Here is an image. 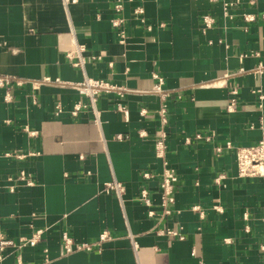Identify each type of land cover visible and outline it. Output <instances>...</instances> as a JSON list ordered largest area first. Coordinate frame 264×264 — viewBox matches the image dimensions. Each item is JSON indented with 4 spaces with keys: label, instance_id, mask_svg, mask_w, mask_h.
Masks as SVG:
<instances>
[{
    "label": "crops",
    "instance_id": "crops-1",
    "mask_svg": "<svg viewBox=\"0 0 264 264\" xmlns=\"http://www.w3.org/2000/svg\"><path fill=\"white\" fill-rule=\"evenodd\" d=\"M114 5L0 0V76L12 79L0 86V242H15L0 264H264V177L239 176L234 149L217 150L264 137V0H239L232 18L224 0ZM87 77L116 87L98 96V121L74 86ZM165 105L179 179L169 213L155 148ZM115 181L121 196L107 190ZM104 230L100 250L62 247L63 233L84 243Z\"/></svg>",
    "mask_w": 264,
    "mask_h": 264
},
{
    "label": "built area",
    "instance_id": "built-area-1",
    "mask_svg": "<svg viewBox=\"0 0 264 264\" xmlns=\"http://www.w3.org/2000/svg\"><path fill=\"white\" fill-rule=\"evenodd\" d=\"M212 1H216V0H212ZM238 3H239V0H233V1L224 0L225 15L228 18H232L234 16V14L231 12V7ZM123 7H124V0H115L114 9L116 13H120ZM136 13H143V9L138 8L136 10ZM254 18L255 17L253 15L245 14L246 20H254ZM263 18H264V15H263ZM203 20H204L205 27H211L215 22L214 17L211 15H205L203 17ZM118 23L119 21L117 20L114 21L115 25H117ZM124 38H125L124 34H121V41H123ZM79 50H82V48H79ZM155 76L158 79V83L155 85L154 90L158 92H162L163 91L162 85L164 82L163 78L158 75H155ZM46 80L48 81L50 79L47 78ZM11 82H12V79L10 77L0 76V86L2 87L8 86L11 84ZM74 86L78 89V91L82 95L90 99L93 107L95 108L96 118H97L96 120L98 121L99 114H98V111L96 110V103L98 100V96L102 92L104 91L109 92L111 90L116 89V87L113 84L103 79H95V78H89V77H87L82 82L75 83ZM82 106H83L82 103L77 104L72 113L74 115H77ZM235 107H236V100L232 99V101L228 105V109L233 110ZM159 113L161 115L162 125L156 135L155 148H156V152L159 155V157L165 160V166L160 176L161 177L160 192H161V205L164 209V212L169 213L170 212L169 205L175 202V188H176V185L179 179H178L177 173L167 165V160H166L167 158V138H168V132L166 129V125L168 124L166 105L163 106L159 110ZM119 138H122V135H120ZM196 138L203 139V138H206V136L202 134H197ZM230 148L234 149L239 176L241 177H264V137L256 145H253V146L232 147L231 143H227V145L225 146L217 147V150L223 151L224 149H230ZM6 155L11 156V157H16V158L25 157L23 153H18L16 151L7 152ZM145 177H149V173H146ZM223 177L224 175H220L217 181H220V179H222ZM20 179L22 180L28 179L27 182L31 183V180L29 179V177L27 178L25 173H21ZM110 189H115L116 193L119 196H121L123 192V185L117 181L113 183H108L107 190H110ZM142 199L145 201L147 205L151 203V199L149 197L147 189H142ZM149 213L150 215L154 214L153 211H150ZM167 232L172 235L178 234L177 232L173 230H168ZM42 233L43 231L41 229L38 230L32 238L22 239L21 241H19L20 242L19 245L29 244V245L34 246L40 240ZM109 239H111V233L108 230H104L100 234L99 239L96 241L78 243L68 233H63L61 242H62V247L65 250V252L72 253L78 250H86V251H92L95 249L100 250L103 244ZM13 244H15V242L12 240L2 239L0 242V247L2 249L6 245H13ZM134 247H136L135 242H134ZM19 264H24V263L19 262Z\"/></svg>",
    "mask_w": 264,
    "mask_h": 264
}]
</instances>
